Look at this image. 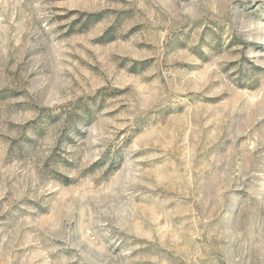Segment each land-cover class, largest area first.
<instances>
[{"label": "rangeland", "instance_id": "obj_1", "mask_svg": "<svg viewBox=\"0 0 264 264\" xmlns=\"http://www.w3.org/2000/svg\"><path fill=\"white\" fill-rule=\"evenodd\" d=\"M0 264H264V0H0Z\"/></svg>", "mask_w": 264, "mask_h": 264}]
</instances>
